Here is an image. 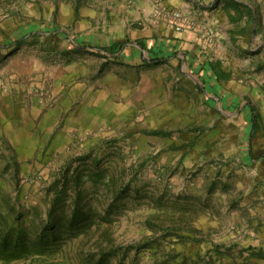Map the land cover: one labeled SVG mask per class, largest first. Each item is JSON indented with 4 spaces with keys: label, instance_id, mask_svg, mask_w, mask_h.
Returning a JSON list of instances; mask_svg holds the SVG:
<instances>
[{
    "label": "rangeland",
    "instance_id": "374dc122",
    "mask_svg": "<svg viewBox=\"0 0 264 264\" xmlns=\"http://www.w3.org/2000/svg\"><path fill=\"white\" fill-rule=\"evenodd\" d=\"M138 1L0 0L3 96L29 84L45 110H62L0 178V264H264L253 243L264 244V44L244 36L241 47L229 28L230 49L211 48L220 27L204 38L199 24L192 50L218 89L255 108L244 158L252 111L217 113L182 49L161 65L138 57L164 21Z\"/></svg>",
    "mask_w": 264,
    "mask_h": 264
},
{
    "label": "crops",
    "instance_id": "0c3cea01",
    "mask_svg": "<svg viewBox=\"0 0 264 264\" xmlns=\"http://www.w3.org/2000/svg\"><path fill=\"white\" fill-rule=\"evenodd\" d=\"M138 2L141 7L146 8V13H152L155 8H159V18L164 20L157 27V31L160 33L137 42L139 45L136 48L138 57L145 58V54L149 53L154 57L152 63L161 65L165 63L163 59L159 58L161 54L166 52L174 54L177 50L182 49L185 54L182 57V63L186 62L189 69L192 72L195 71L203 83H207L208 89L205 93L213 101V108L217 113L226 114L228 111L231 112L233 107L236 108L237 113L248 107L251 111L250 102L242 100L240 93L235 91V94L231 95L225 89H218V82H216L218 74L209 59L198 60L199 66L192 59L194 55L192 50L197 49L201 43L198 38L200 36L199 29H185L184 32L177 33L178 31L173 29L169 16L174 12L186 15L198 27L199 24L212 23L214 27L219 25L222 32L220 38L223 40L217 38L211 48L224 51L230 49L229 44L232 41L227 29L233 28L234 36L242 38V40L237 39V45L241 43L240 46L246 48L250 44L249 39L252 42L256 39L262 41L261 45L264 44V0H141ZM243 28L245 30L240 31ZM244 36L248 41H244L246 38ZM128 49H130V45L126 46L124 43L123 49L119 52H122L123 57L129 58ZM21 87V90H18L15 95L10 93V95L3 96L5 94L0 93V178L6 177L7 173H11L10 177H14L16 171L12 169V165L18 163L20 159L27 160L28 157H33L34 148L38 146L44 127L51 129L53 128L51 126H56L59 123L58 116L62 112V110L60 112V110H51V108L45 110L44 106H40L38 103L39 98L30 94L29 84H24ZM227 100L230 103H227ZM251 117L252 112H249L246 125L250 132L246 145L242 148V152L245 154L244 158L254 156L252 152L253 136L259 130V124L256 131L251 130ZM70 120H65V127L69 126ZM52 147H54L53 144ZM262 158L263 156L258 157V159ZM9 165L11 166L10 170L6 171ZM261 241L262 238H259L253 242L258 246L256 251L264 250V244ZM244 243H246L245 240L242 241L243 246H245Z\"/></svg>",
    "mask_w": 264,
    "mask_h": 264
},
{
    "label": "built area",
    "instance_id": "2783aa9c",
    "mask_svg": "<svg viewBox=\"0 0 264 264\" xmlns=\"http://www.w3.org/2000/svg\"><path fill=\"white\" fill-rule=\"evenodd\" d=\"M170 18L172 19L173 25L175 27V30L178 32H182L185 29H200L201 27L194 22L192 20L186 19L182 14L178 13V12H174L170 15ZM203 29H205V33L200 32V35L202 34V36L205 38L206 36L211 37L214 35V25L208 24L202 27ZM10 85L8 83V81L6 80L3 81L0 79V93L4 94L8 91H10Z\"/></svg>",
    "mask_w": 264,
    "mask_h": 264
},
{
    "label": "trees",
    "instance_id": "16d2710c",
    "mask_svg": "<svg viewBox=\"0 0 264 264\" xmlns=\"http://www.w3.org/2000/svg\"><path fill=\"white\" fill-rule=\"evenodd\" d=\"M141 45L144 46L143 43H141ZM123 46L124 43H111L108 50L110 49L109 51H120L123 49ZM250 106H252V104H250ZM251 111H252V117L250 119V127L252 131H256L258 128V117L255 114V108L253 106L251 108ZM9 239L10 238L8 237V235L4 237L2 242L4 247H7L8 243L10 242Z\"/></svg>",
    "mask_w": 264,
    "mask_h": 264
}]
</instances>
